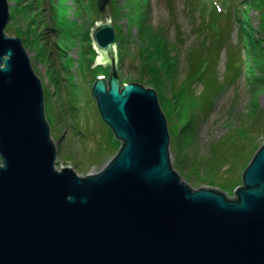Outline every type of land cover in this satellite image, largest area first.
<instances>
[{
	"label": "water",
	"instance_id": "95a60500",
	"mask_svg": "<svg viewBox=\"0 0 264 264\" xmlns=\"http://www.w3.org/2000/svg\"><path fill=\"white\" fill-rule=\"evenodd\" d=\"M109 2L88 24L92 61L109 65L91 92L120 149L79 175L57 167L42 82L0 0V264H264V144L232 197L182 181L156 90L121 83Z\"/></svg>",
	"mask_w": 264,
	"mask_h": 264
},
{
	"label": "rangeland",
	"instance_id": "374dc122",
	"mask_svg": "<svg viewBox=\"0 0 264 264\" xmlns=\"http://www.w3.org/2000/svg\"><path fill=\"white\" fill-rule=\"evenodd\" d=\"M203 1L220 5L223 12L235 10L232 19L222 17L209 27L208 20L203 22L195 13L200 7L192 11V4H201L197 0H110L106 12L113 16L117 44L120 32L125 36L131 30L126 35L128 53L117 64L121 83L126 78L141 83L148 79L169 117L174 170L194 189L216 188L232 197L242 166L230 171V146L235 148L236 139L244 146L253 140L255 145L264 144V7L249 10L247 24L241 22L245 28L237 15L249 0ZM8 2L11 18L5 33L22 39L42 82L57 166L69 165L79 175L98 173L120 141L100 117L91 92L95 77H107L109 71L108 64L92 61L96 50L90 44L88 24L99 15L96 0ZM137 29L147 35L143 42ZM138 46L155 48L143 67L137 59ZM191 50L196 54L190 55ZM174 53L170 77L164 68L167 55ZM188 118L195 128L192 139L179 133ZM213 159L211 170L208 164Z\"/></svg>",
	"mask_w": 264,
	"mask_h": 264
},
{
	"label": "trees",
	"instance_id": "16d2710c",
	"mask_svg": "<svg viewBox=\"0 0 264 264\" xmlns=\"http://www.w3.org/2000/svg\"><path fill=\"white\" fill-rule=\"evenodd\" d=\"M197 1L201 2V4L199 5V4H197V2L192 4L194 6V9L192 11H194V10H196V9H198L200 7V11L199 12L195 11V13H197V15L201 17L203 22H206V20H208V22H206V25H208L209 27L212 26L216 21H218L222 17L226 18L227 20H230V19H232V16L234 15L233 11H235V10L226 9V11L223 12V10L221 11V10L217 9L218 7H216V5H213L212 3L208 4V2H205L203 0H197ZM263 1L264 0H249L248 4H246V5L244 4L243 6L241 5V8L239 10V15H237V19L240 21V26H241V22L242 23L244 22V23L247 24V22H248V12H249V10L251 8L253 9V8H258L259 7L261 9L262 7H264ZM10 18H11V15H10ZM112 19H113V16H112ZM241 27H245L246 28V25L245 26L243 25ZM212 30H215V28L213 27ZM246 30H247L248 33H250V30H248V29H246ZM147 32H148V34L152 35L153 31H149V29H148ZM129 33L131 34V30H130V32L126 31V35L129 34ZM137 33H138V36L140 37L139 41L143 42L144 39H146L147 35L143 32V30H140V29H137ZM126 35L122 36L121 32H120V42H119V44H117V53H118V62H117V64H120L121 61H122V58L128 53V51L125 49ZM154 50H155L154 47H152V48H147V46H138L137 47V59H140V61H141L140 66L141 67L145 66V64H146L145 61L147 60V57L149 56V52L152 51V53H153ZM189 54L190 55H194V54H196V51L195 50H191L189 52ZM169 55L170 54L167 55V57H168L167 58V64H166V67L164 68L165 69L164 72H166V70H169V76L173 77V73H174V69H175L174 68L175 67V59L177 58V55H175V53L172 54L173 55L172 57H171V55L170 56ZM162 69H163V67L161 66V68L159 70L161 71ZM124 82H134V81H133V79L131 80L129 78H126V81H124ZM138 83L142 84L140 81H138ZM147 83L149 84L148 79H147ZM149 87H151L150 84H149ZM151 88H153V87H151ZM168 119H169V117H168ZM168 119H167V122H168ZM245 125L250 126L251 124H249V123L247 124L246 123ZM194 131H195V128L193 126V122L189 118H188L187 121H185L183 124H181V127L179 129V133L180 132H184L186 135L190 136V139H192L195 136L193 134ZM246 132H247V130L242 131V135H245ZM239 133H241V131ZM239 133L237 134V136L240 135ZM169 134H170V145H172L174 134L170 130V128H169ZM175 136H178V130H176ZM110 145L111 144H109V146ZM259 147H260V145H255L254 144V140L249 145H247V146L245 145L244 146L242 143H238V139H236V146H235L234 149H233V145L230 146L231 151H233V153H230L231 160H232L231 161V166H230V171L233 170V169L239 168V166H242V171H241L242 173L240 175L241 177L239 178V180L235 179V181L233 182L234 184L231 183V184H233V188L234 189L237 186H239L238 183H235V182H239V181L241 182L242 181L243 173H244L245 169L247 168V166L249 165V163H250L253 155L255 154L256 150ZM119 149H120V146L114 148L113 157L117 154ZM236 149L239 152L235 153ZM216 160H219V157ZM214 161H215V159H213L212 162L211 163L209 162V164H208V167L211 168V170L214 167Z\"/></svg>",
	"mask_w": 264,
	"mask_h": 264
},
{
	"label": "bare ground",
	"instance_id": "6f19581e",
	"mask_svg": "<svg viewBox=\"0 0 264 264\" xmlns=\"http://www.w3.org/2000/svg\"><path fill=\"white\" fill-rule=\"evenodd\" d=\"M102 76V75H101ZM105 78V76H103Z\"/></svg>",
	"mask_w": 264,
	"mask_h": 264
},
{
	"label": "built area",
	"instance_id": "2783aa9c",
	"mask_svg": "<svg viewBox=\"0 0 264 264\" xmlns=\"http://www.w3.org/2000/svg\"><path fill=\"white\" fill-rule=\"evenodd\" d=\"M60 167H62V166H60ZM60 167H58V168H60Z\"/></svg>",
	"mask_w": 264,
	"mask_h": 264
},
{
	"label": "clouds",
	"instance_id": "9594fccd",
	"mask_svg": "<svg viewBox=\"0 0 264 264\" xmlns=\"http://www.w3.org/2000/svg\"><path fill=\"white\" fill-rule=\"evenodd\" d=\"M58 167V166H57ZM61 168V167H60Z\"/></svg>",
	"mask_w": 264,
	"mask_h": 264
},
{
	"label": "flooded vegetation",
	"instance_id": "af4514ba",
	"mask_svg": "<svg viewBox=\"0 0 264 264\" xmlns=\"http://www.w3.org/2000/svg\"><path fill=\"white\" fill-rule=\"evenodd\" d=\"M105 78H107V77H105Z\"/></svg>",
	"mask_w": 264,
	"mask_h": 264
}]
</instances>
